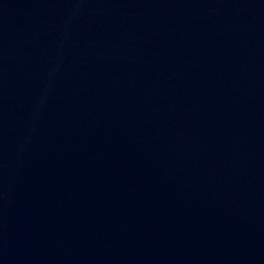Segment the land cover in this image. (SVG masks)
Segmentation results:
<instances>
[{"label":"water","instance_id":"1","mask_svg":"<svg viewBox=\"0 0 264 264\" xmlns=\"http://www.w3.org/2000/svg\"><path fill=\"white\" fill-rule=\"evenodd\" d=\"M0 264H264V0H0Z\"/></svg>","mask_w":264,"mask_h":264}]
</instances>
